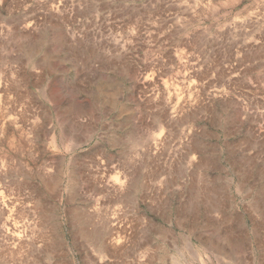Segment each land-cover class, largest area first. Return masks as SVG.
Returning a JSON list of instances; mask_svg holds the SVG:
<instances>
[{"label":"rangeland","instance_id":"rangeland-1","mask_svg":"<svg viewBox=\"0 0 264 264\" xmlns=\"http://www.w3.org/2000/svg\"><path fill=\"white\" fill-rule=\"evenodd\" d=\"M1 199L0 264H264V0H0Z\"/></svg>","mask_w":264,"mask_h":264},{"label":"bare ground","instance_id":"bare-ground-1","mask_svg":"<svg viewBox=\"0 0 264 264\" xmlns=\"http://www.w3.org/2000/svg\"><path fill=\"white\" fill-rule=\"evenodd\" d=\"M7 28H8V26H7ZM5 32H6V31H5ZM163 113H164V112H163ZM163 116H164V115H163ZM157 117H158V116H157ZM207 187H208V186H207ZM207 189H208V188H207ZM96 190H97V189H96ZM203 191H204V190H203ZM206 196H207V195H206ZM29 197H30V196H29ZM35 197H36V196H35ZM204 197H205V196H204ZM207 198H208V197H207ZM207 200H208V199H207ZM261 201H262V200H261ZM11 202H12V201H11ZM13 204H14V203H13ZM0 205H1L0 210H2L3 208H4V209H5V208H8V207L6 206V204L2 202V199H1ZM36 206H37V205H36ZM8 209H9V208H8ZM2 215H3V214H2ZM2 215H1V216H2ZM215 215H216V214H215ZM27 216H28V215H27ZM2 217H3V216H2ZM5 218H6V217H5ZM29 218H30V217H29ZM6 219H7V218H6ZM6 219H5V221L1 222L2 225H1V228H0L2 234H4V235H5V233H7V231H8V230H7L8 228H7L6 225L9 224V222H7L8 224L6 223ZM24 219H25V218H24ZM28 220H29V219H28ZM20 221H21V220H20ZM21 222H22V221H21ZM20 225H21V223H20ZM26 225H27V224H26ZM28 225L30 226V222L28 223ZM25 227H26V226H25ZM30 227H31V226H30ZM21 228H22V227H21ZM26 228H27V227H26ZM23 229H24V228H23ZM27 229H29V228H27ZM28 231H29V230H28ZM31 231H32V230H31ZM1 232H0V233H1ZM8 232H9V231H8ZM19 232H20V231H19ZM23 232H24V231H23ZM225 232H226V231H225ZM9 233H10V232H9ZM24 233H25V232H24ZM24 233H23V234H24ZM31 233H32V232H31ZM226 233H227V232H226ZM10 234H11V233H10ZM23 234H22V235H23ZM0 235H1V234H0ZM4 235H3V238H4ZM8 235H9V234H8ZM13 235H15V234H13ZM16 235H18V233H16ZM26 235H27V234H26ZM28 235H30V233H29ZM31 235H32V234H31ZM31 235H30V236H31ZM44 235H45V234H44ZM139 235H140V234H139ZM18 236H20V235H18ZM18 236H17V237H18ZM9 237H10V236H9ZM15 237H16V236H15ZM17 237H16V238H17ZM26 237H27V236H25V239H26ZM119 237H120V236H119ZM11 238H12V237H11ZM11 238H10V239H11ZM19 238H20L21 241H22L21 236H20ZM19 238L16 239V240H19V241H20ZM114 238H115V237H114ZM13 239H14V238H13ZM136 239H137V238H136ZM5 240H6V239H5ZM23 240H24V238H23ZM27 240H28V239H27ZM19 241H18V242H19ZM1 242H2V241H1ZM10 242H11V241H10ZM12 242H16V241L12 240ZM18 242H17V244H18ZM27 242H28V241H27ZM22 243H23V242H22ZM24 243H25V242H24ZM12 244H13V243H12ZM17 244H16V245H17ZM8 247H9V246H8ZM11 248H13V247H11ZM230 255H231V254H230ZM141 256H142V255H141ZM216 256H217V255H216ZM4 258H5V257H4ZM6 260H7V259H6ZM9 262H10V261H9ZM16 264H17V263H16ZM240 264H241V263H240Z\"/></svg>","mask_w":264,"mask_h":264}]
</instances>
